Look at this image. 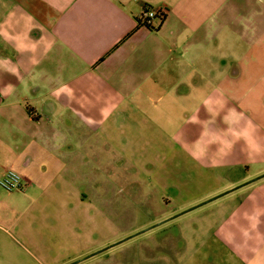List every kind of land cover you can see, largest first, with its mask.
I'll list each match as a JSON object with an SVG mask.
<instances>
[{
  "label": "crops",
  "instance_id": "obj_1",
  "mask_svg": "<svg viewBox=\"0 0 264 264\" xmlns=\"http://www.w3.org/2000/svg\"><path fill=\"white\" fill-rule=\"evenodd\" d=\"M9 169L0 264H264V176L187 210L264 174V0H0ZM118 180L185 197L135 258Z\"/></svg>",
  "mask_w": 264,
  "mask_h": 264
},
{
  "label": "rangeland",
  "instance_id": "obj_2",
  "mask_svg": "<svg viewBox=\"0 0 264 264\" xmlns=\"http://www.w3.org/2000/svg\"><path fill=\"white\" fill-rule=\"evenodd\" d=\"M132 169L136 170L135 167H132ZM146 183L140 180H118L117 182L122 188V190H117V212L115 214L119 234L117 241L130 236L125 239L123 245L127 248V253L133 258L142 255V245L145 243V238L158 237L159 234L156 232L160 227H154L150 231H140L156 224L157 217L165 215L172 208L178 207L182 199L185 198H172V191H170V196L161 198L155 189H148ZM119 186L118 188H120ZM194 211L195 209L190 212Z\"/></svg>",
  "mask_w": 264,
  "mask_h": 264
},
{
  "label": "built area",
  "instance_id": "obj_3",
  "mask_svg": "<svg viewBox=\"0 0 264 264\" xmlns=\"http://www.w3.org/2000/svg\"><path fill=\"white\" fill-rule=\"evenodd\" d=\"M160 13L163 12L146 6L143 10L140 22L142 24H145L146 22L148 23L150 20L156 18V16ZM0 185L8 191L19 190L23 187V178L20 173L9 169L5 171L3 176L0 178Z\"/></svg>",
  "mask_w": 264,
  "mask_h": 264
},
{
  "label": "water",
  "instance_id": "obj_4",
  "mask_svg": "<svg viewBox=\"0 0 264 264\" xmlns=\"http://www.w3.org/2000/svg\"><path fill=\"white\" fill-rule=\"evenodd\" d=\"M261 176H264V174L259 175V176H256V177H254L253 179L248 180V181H246V182H244V183H242V184H240V185H238V186H235V187H233V188H230V189H228V190H225L224 192H221L220 194H218V195H216V196H213V197L209 198L208 200H205V201H203V202H201V203H199V204H196V205H194V206H191V207L188 208L187 210L194 209L195 207L200 206L201 204H204V203H206V202H208V201H211V200H213V199H216V198H218V197H220V196H222V195H224V194H226V193H229V192L233 191L234 189H236V188H238V187H241V186H243V185H246V184L252 182L253 180H256V179L260 178ZM182 213H183V212L177 213V214H175V215H173V216L167 218L166 220L172 219V218H174L175 216H178V215H180V214H182ZM155 225H156V224H154V225H152V226H149V227L145 228L144 230H141L140 232H142V231H146V230L150 229L151 227H153V226H155ZM138 233H139V232H138ZM135 234H136V233H135ZM133 235H134V234H133ZM131 236H132V235H131ZM129 237H130V236H129ZM129 237L124 238V240L127 239V238H129ZM120 242H121V240L115 242L114 244H111V246H113V245H115V244H118V243H120ZM103 250H104V248H102V249L96 251L94 254L99 253V252H101V251H103ZM79 261H80V260H76V261H74V262H71L70 264H75V263H78Z\"/></svg>",
  "mask_w": 264,
  "mask_h": 264
},
{
  "label": "trees",
  "instance_id": "obj_5",
  "mask_svg": "<svg viewBox=\"0 0 264 264\" xmlns=\"http://www.w3.org/2000/svg\"><path fill=\"white\" fill-rule=\"evenodd\" d=\"M156 18L159 19L160 21H162L163 18H164V14H163V13H160V14H158V15L156 16ZM154 19H155V18H154ZM139 23H141V22L139 21ZM141 24H142V23H141ZM142 25H146V26L151 27L150 24H149V22H148V23L146 22L145 24H142Z\"/></svg>",
  "mask_w": 264,
  "mask_h": 264
}]
</instances>
